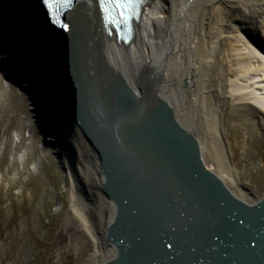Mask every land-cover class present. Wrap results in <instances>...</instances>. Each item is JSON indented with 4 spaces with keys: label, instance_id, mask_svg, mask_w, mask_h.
I'll return each mask as SVG.
<instances>
[{
    "label": "water",
    "instance_id": "95a60500",
    "mask_svg": "<svg viewBox=\"0 0 264 264\" xmlns=\"http://www.w3.org/2000/svg\"><path fill=\"white\" fill-rule=\"evenodd\" d=\"M18 2L21 21L29 24L28 3ZM92 4L94 38L85 40L92 43H83L77 15L68 12L69 33L51 26L62 42L55 51L61 73L44 66L42 74L41 61L31 64L33 85L20 87L42 94L46 108L37 99L44 120L37 127L44 137H62L69 165L75 164L74 138H83L100 191L112 203L103 231V247L112 253L97 264H264V190L250 203L234 195L205 165L198 139L169 106L154 93L132 92L111 70ZM22 35L32 55L35 36Z\"/></svg>",
    "mask_w": 264,
    "mask_h": 264
},
{
    "label": "bare ground",
    "instance_id": "6f19581e",
    "mask_svg": "<svg viewBox=\"0 0 264 264\" xmlns=\"http://www.w3.org/2000/svg\"><path fill=\"white\" fill-rule=\"evenodd\" d=\"M26 3L30 9V23H14L23 17L18 0H0L1 5L11 7L0 6V42L6 38L8 44L0 45V64L9 62L5 68L0 65V72L4 69L9 79H27L30 85L31 64L35 68L34 64L41 61L38 64L41 70L37 69L42 74L44 66L50 68L51 74L61 73V62L55 51L61 48L62 42L36 1L26 0ZM76 23L85 32V20L77 19ZM12 29L35 36L32 55L23 45L24 41L29 42L23 39L22 33ZM241 33L246 34V38ZM18 38L24 41L13 42ZM101 43L104 61L111 70L123 78L132 92L154 93L158 100L167 104L175 119L198 139L205 165L236 195L235 187L240 184L227 163V151L221 142V114L227 119L232 117L236 113L235 105L254 106L264 111V0H152L128 46L119 45L113 36H103ZM19 50L25 54L16 55ZM47 51L50 54L45 59L42 55ZM254 61H259L258 65H254ZM38 82L41 85L39 79ZM6 91V87L0 89V109L8 99ZM37 98L42 107L46 105L41 94V97L30 98V108L38 116L36 121L41 122L44 121L40 118L41 111L35 107ZM28 125L35 126L33 119ZM46 141L47 146L39 159L50 150L53 155L58 153V163L70 182L71 210L83 220L94 243V251L84 264H97L112 253L103 247L102 227V220L111 218L112 203L100 191V177L87 157L82 137L70 140L75 142L73 166L67 162L62 137L48 136ZM206 152L212 166L205 159ZM78 180L95 202V209L77 202L74 188L79 186ZM87 210L98 230L92 231L93 225L86 219Z\"/></svg>",
    "mask_w": 264,
    "mask_h": 264
},
{
    "label": "rangeland",
    "instance_id": "374dc122",
    "mask_svg": "<svg viewBox=\"0 0 264 264\" xmlns=\"http://www.w3.org/2000/svg\"><path fill=\"white\" fill-rule=\"evenodd\" d=\"M12 30L22 33L21 29ZM23 41L18 38L13 42ZM17 54L25 52L19 50ZM8 84L0 76V89L6 87L8 96L0 109V264H84L94 251L92 236L71 210L70 182L56 156L50 150L39 159L48 136L28 125L35 114L29 109L28 98L41 94H28ZM234 108L235 115L228 119L221 114V142L227 151V163L240 184L235 193L250 203L264 190V111L254 106ZM205 159L212 166L207 152ZM74 191L78 203L95 209V202L80 186ZM90 214L87 210L91 230H98Z\"/></svg>",
    "mask_w": 264,
    "mask_h": 264
},
{
    "label": "snow or ice",
    "instance_id": "6c2138e0",
    "mask_svg": "<svg viewBox=\"0 0 264 264\" xmlns=\"http://www.w3.org/2000/svg\"><path fill=\"white\" fill-rule=\"evenodd\" d=\"M47 7L55 12L57 8L60 7L62 0H44ZM104 3L106 6H111L113 10H120V9H126L130 8L134 5V0H104ZM121 16H123V12L120 13ZM115 18H113L114 20ZM125 20L128 19V17H124ZM111 22V21H110Z\"/></svg>",
    "mask_w": 264,
    "mask_h": 264
}]
</instances>
